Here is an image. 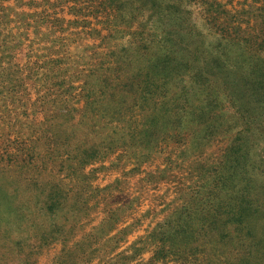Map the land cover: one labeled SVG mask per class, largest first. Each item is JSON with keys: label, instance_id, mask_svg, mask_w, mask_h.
<instances>
[{"label": "rangeland", "instance_id": "1", "mask_svg": "<svg viewBox=\"0 0 264 264\" xmlns=\"http://www.w3.org/2000/svg\"><path fill=\"white\" fill-rule=\"evenodd\" d=\"M90 1H0V75L41 77L29 80L31 103L0 100V264H264V111L254 132L227 104L216 119L197 118L212 87L246 73L245 47L228 55L218 45L259 27L264 0H175L196 30L158 55L181 41L200 67L219 56L236 67L212 70L204 91L185 69L149 64L131 36L138 20ZM178 16L162 24L180 29ZM238 83L243 100L264 101V67ZM49 89L62 95L54 128L42 103ZM234 123L243 133H225Z\"/></svg>", "mask_w": 264, "mask_h": 264}, {"label": "trees", "instance_id": "2", "mask_svg": "<svg viewBox=\"0 0 264 264\" xmlns=\"http://www.w3.org/2000/svg\"><path fill=\"white\" fill-rule=\"evenodd\" d=\"M0 1L2 3L3 1L6 0H0ZM136 2L140 3V5L133 8V4H135ZM95 3L99 4L100 1L91 0L90 7L88 8H94ZM103 4L106 5L105 8H107L109 11L108 15H114L116 19H118L119 17L124 19L122 20L123 22L126 20V18L129 20V22H132V20H138L140 22L139 24L140 30L131 33V36H133L135 40L138 39L139 41L138 44L142 43L140 41H143V44H140L139 46L142 48V50H145L144 51L145 55H148L150 53L151 58L149 60V64L151 63L156 69V71H158L157 67L159 64L161 65V68H159V70L167 68L168 66H170L169 67L170 69H173L174 66H178L179 69L182 68L185 69V71H187L185 75L199 76L203 82L202 90L204 91L206 89L211 88L212 80L210 77L212 75L211 74L212 70H213V77L218 78L224 76L226 71L231 72V70L236 69L234 65L232 66L228 65L226 60L227 58H223L220 56L211 58L210 60L211 63L209 61V64L211 66H209V68H207V66L200 67L199 64H195L196 63L195 61H199L195 57V54L197 53L196 47L195 49H193L192 45L181 41L179 45H171V47L170 45L166 46V50L170 53L158 55L159 52L157 51V48L161 47L158 45L165 44L169 40L173 41V36H175L176 33H179V35L182 31L195 33L194 31L196 30L193 25L191 27L188 26V21L184 17V15H186L183 12L184 8L178 7L175 4V0H170L167 4L163 3L161 0H106L105 3L101 1L100 5ZM85 9H87V7H85ZM134 9L136 10L135 14L133 13ZM93 14L94 17L97 18V20H99L100 13L99 14L93 13ZM172 15H180L178 17L183 19V21L179 23V25L181 26L180 29L177 27H173L171 25L162 24L163 20L164 21L166 19H170L171 21L174 20ZM258 25H259L258 22H256L255 24H251L247 28L249 30L247 32V36H241V35H236V37L231 36L229 38L231 40L221 41L219 43L218 45V48L220 49L219 51H222L228 55L230 54L228 48L231 44H235V45L237 44L242 47H245L246 51L251 56V58L249 59L251 60V64L246 67L247 70L244 71L246 73L242 75L243 77L236 78L234 79V81L230 80L229 77H227L225 81H222L223 86L218 88V90L216 87H212V90L208 95V97H205L202 100V103L205 105L204 109L207 110V113L204 112V113H199L197 115L198 119L203 120L202 123H207L210 120V118L216 119L214 117H216L218 111L222 109V107L224 106L223 104H227L226 105L227 107L234 108L236 110V114L238 117L237 119L243 120L246 124V127L250 128V131L252 130L253 132L256 131L263 123L264 119H262L263 121H257L258 116L255 114V110L261 109L264 111V101L257 99V97H253L251 100H246V101L243 100V96L245 97V99H249V95L246 92V90L244 92L241 91L240 84L238 83V81L242 82L243 79L246 78L248 79L250 76L256 75L261 70V68L264 67V20L259 27ZM236 29H240V28H236ZM225 39H227V37H225ZM176 41L177 43L179 42L177 40V37H176ZM7 46H8L7 42L6 41L3 42L0 45V52L5 53L8 48ZM139 46L137 47V49L142 52ZM174 47H179V49L176 50L177 52L171 50ZM123 50L129 53L130 48L126 47ZM180 51L182 52V54L179 53ZM187 54H191V56L185 57V55ZM126 64H129V62H126ZM13 66L14 64L11 61L10 67H8L7 70L10 71L13 68ZM171 66L173 67L171 68ZM15 68L17 69L18 67L15 66ZM240 68H243V65ZM7 70L5 69L4 71ZM141 70L142 69H140V71L137 73V76L141 73L143 74L145 68L142 71ZM13 73H14L13 75L14 77L12 78L11 81L9 79L10 78L9 75H2V74L0 75V83H1L0 100L4 103V106L8 107L9 103L18 102L20 101L18 100V97H22V96L24 97L25 95L27 96L25 103H31V95L30 93H28L29 91L27 86L28 84H30L29 80H32L33 78H36L35 79L36 82L40 81L41 80V77H39L40 74L33 73L24 77L23 74H21L18 71H14ZM151 74H152L151 71H149L147 75L150 76ZM118 76H121V74H118ZM135 78L136 76H133L132 79L128 81L129 84H133ZM154 84L156 83L154 82ZM93 90L95 89L93 88ZM49 92L50 93L48 95L42 96V103L43 106H49L47 107L45 118H46V122L52 123L51 128H54L57 125V121L60 119V115L54 114L53 112V108H55L53 106L55 104L54 100L60 101L62 95L61 93H59L58 91H54L53 89H49ZM219 95H221L222 97L219 98ZM53 97H56L57 99ZM216 108H217V112H214ZM38 117H39V111H36L35 118L38 119ZM221 118L223 117L221 116ZM216 121H218V118ZM236 124L237 123L230 125L229 129L231 128V130L225 133H230L231 131L234 130H236V135L243 133L242 129H239ZM214 131L215 129H213L210 132V134L214 133Z\"/></svg>", "mask_w": 264, "mask_h": 264}]
</instances>
